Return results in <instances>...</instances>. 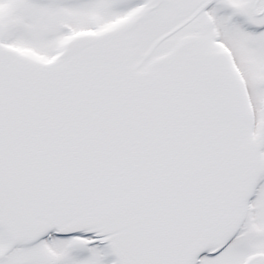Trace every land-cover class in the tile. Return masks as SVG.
I'll use <instances>...</instances> for the list:
<instances>
[{"label": "snow or ice", "instance_id": "snow-or-ice-1", "mask_svg": "<svg viewBox=\"0 0 264 264\" xmlns=\"http://www.w3.org/2000/svg\"><path fill=\"white\" fill-rule=\"evenodd\" d=\"M0 264H264V0H0Z\"/></svg>", "mask_w": 264, "mask_h": 264}]
</instances>
